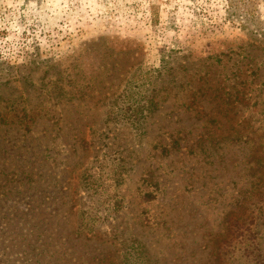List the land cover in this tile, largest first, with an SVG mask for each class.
<instances>
[{"label": "rangeland", "instance_id": "obj_1", "mask_svg": "<svg viewBox=\"0 0 264 264\" xmlns=\"http://www.w3.org/2000/svg\"><path fill=\"white\" fill-rule=\"evenodd\" d=\"M232 126L264 132V0H0V264H264Z\"/></svg>", "mask_w": 264, "mask_h": 264}, {"label": "trees", "instance_id": "obj_2", "mask_svg": "<svg viewBox=\"0 0 264 264\" xmlns=\"http://www.w3.org/2000/svg\"><path fill=\"white\" fill-rule=\"evenodd\" d=\"M207 82V81H206ZM204 82V83H206ZM208 83V82H207ZM233 89L226 90L221 86L217 85H210V87H207L206 94L212 93L213 99L216 101L218 100L215 109L217 111L218 117L216 115H209L207 116V124L210 125L211 129L218 128L219 121L222 118L227 117L228 111H232V109H229L227 106H230L234 102L240 100L241 98H237V90L235 89V86L231 87ZM126 91L123 92L119 97H122V103L125 104V106H122L118 109L119 112H124V114L127 116L129 120L134 119L136 122H138L140 119L145 118V113L149 114L152 113L153 110L157 109V103L153 101V98H147L143 97L140 99H136L129 103L128 101H125L126 98ZM135 96V94L133 95ZM201 96H203L201 94ZM141 99L144 101V104L141 103ZM125 110V111H123ZM233 132L225 135L224 137L220 135H215L214 133H211L210 140L211 145L215 146L219 142H228L232 144H243L244 146L251 147V153L247 157V163H253V166H249L247 173L251 176H254V173L258 171V169H262L264 167V132L260 131V129H254V128H236L232 126ZM216 136V137H215ZM201 143H205V139L201 141ZM214 148V147H213ZM250 165V164H249ZM115 206H117V203H115ZM116 209L114 213H116ZM229 220V219H228ZM229 222L233 224H237V221H231ZM83 230L85 228H82V226H77L75 234L76 236H82Z\"/></svg>", "mask_w": 264, "mask_h": 264}]
</instances>
